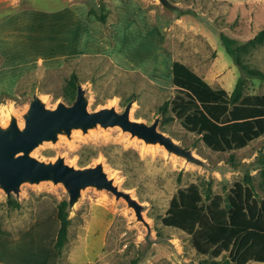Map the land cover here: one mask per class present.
<instances>
[{
    "label": "rangeland",
    "instance_id": "1",
    "mask_svg": "<svg viewBox=\"0 0 264 264\" xmlns=\"http://www.w3.org/2000/svg\"><path fill=\"white\" fill-rule=\"evenodd\" d=\"M0 0V125L10 116L22 128V114L33 95L47 108L71 104L76 85L85 90L89 111L113 106L122 111L133 100L130 115L146 123L159 117L158 129L201 164L168 152L119 126L72 129L44 140L30 155L42 161L62 156L67 164L101 162L118 188L142 206L143 220L123 198L87 186L71 208L67 240L54 249L59 222L57 204L68 199L61 183L23 182L8 196L0 188V264H235L237 253L264 229L246 219L227 228L203 227L214 245L198 253L190 236L161 219L178 189L196 184L203 203L215 194L226 201L236 182L249 185L264 201L261 167L264 134L241 149L213 151L200 135L183 128L170 102L176 91L171 63L191 67L212 87L231 91L241 72L226 52L220 34L247 42L264 28V0ZM104 14V22L96 18ZM250 68L264 72V44L240 52ZM244 93L264 94V83L246 76ZM167 102L165 110L161 105ZM229 235V236H228ZM253 239V240H252ZM264 253V244L255 247ZM247 264H264L249 261Z\"/></svg>",
    "mask_w": 264,
    "mask_h": 264
},
{
    "label": "trees",
    "instance_id": "2",
    "mask_svg": "<svg viewBox=\"0 0 264 264\" xmlns=\"http://www.w3.org/2000/svg\"><path fill=\"white\" fill-rule=\"evenodd\" d=\"M96 18L104 22L105 15L99 14ZM220 40L241 72L233 89L226 91L221 87H212L188 65L173 60L172 84L176 91L170 102L173 115L162 117V121L178 119L184 129L198 133L202 142L211 150L223 152L241 149L264 134V94L244 93L246 76L264 83V72L248 67L240 57V52H246L249 47L264 44V28H260L240 46H236V41L223 33L220 34ZM70 84L72 87L76 85L74 76ZM166 107L167 102H164L160 108L165 110ZM261 177L264 186V161ZM66 206V200L57 204L59 226L53 244L57 254L61 253L67 240L70 218ZM205 215L213 226L230 230L232 233L229 237L241 234L240 228L233 226L234 222L241 220L248 219L264 229V201L258 202L252 188L239 182L234 184L226 201L221 195L215 194L206 204L203 203L196 184L178 189L171 197L161 221L166 226L187 233L195 250L200 254H208L214 243L203 227ZM260 242L264 244V239H255L251 245L241 249L235 256L234 263L264 262V253L255 248ZM130 264H137V261L132 260ZM219 264L230 263L224 260Z\"/></svg>",
    "mask_w": 264,
    "mask_h": 264
},
{
    "label": "water",
    "instance_id": "3",
    "mask_svg": "<svg viewBox=\"0 0 264 264\" xmlns=\"http://www.w3.org/2000/svg\"><path fill=\"white\" fill-rule=\"evenodd\" d=\"M158 2L166 8L175 9L169 0ZM132 102H127L122 111H117L113 106L89 111L85 90L80 84H76V96L69 105L60 101L54 108H47L39 96L33 95L22 114V128L13 115L5 126L0 125V188L8 196L11 192L17 194L23 182L49 180L61 183L68 195L67 205L71 208L80 196L81 189L91 186L107 190L115 198H123L134 210L136 218L143 220L141 204L128 191L118 188L101 162L81 167L67 164L62 156L52 161H42L30 155L35 146L44 140L54 142L59 133L68 136L72 129L85 132L88 128L100 125L119 126L146 143H159L168 152L201 164V160L190 149L181 147L172 137L158 129L159 117L151 123L131 117Z\"/></svg>",
    "mask_w": 264,
    "mask_h": 264
},
{
    "label": "crops",
    "instance_id": "4",
    "mask_svg": "<svg viewBox=\"0 0 264 264\" xmlns=\"http://www.w3.org/2000/svg\"><path fill=\"white\" fill-rule=\"evenodd\" d=\"M172 64V63H171ZM191 68V67H190ZM192 69V68H191ZM193 70V69H192ZM194 71V70H193ZM172 73V72H171ZM203 78V77H202ZM204 79V78H203ZM249 262V261H248Z\"/></svg>",
    "mask_w": 264,
    "mask_h": 264
},
{
    "label": "bare ground",
    "instance_id": "5",
    "mask_svg": "<svg viewBox=\"0 0 264 264\" xmlns=\"http://www.w3.org/2000/svg\"><path fill=\"white\" fill-rule=\"evenodd\" d=\"M132 115V114H131Z\"/></svg>",
    "mask_w": 264,
    "mask_h": 264
}]
</instances>
